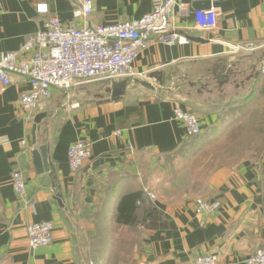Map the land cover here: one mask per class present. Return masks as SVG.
Returning <instances> with one entry per match:
<instances>
[{
	"label": "crops",
	"instance_id": "0c3cea01",
	"mask_svg": "<svg viewBox=\"0 0 264 264\" xmlns=\"http://www.w3.org/2000/svg\"><path fill=\"white\" fill-rule=\"evenodd\" d=\"M186 1L187 9L171 19L178 39L144 49L133 62L144 81L117 99L106 89L125 77L54 88L24 112L19 98L27 79L14 74L8 86L0 85V264H188L204 253L214 254L217 264H246L263 244L264 0H220L217 24L208 30L194 19L208 0ZM0 2V54L19 49L51 14L77 26L86 20L107 25L152 8L151 0H93L84 21L73 15L74 0ZM42 4L46 13L38 11ZM246 41L262 47L232 50ZM216 81L219 87L212 86ZM176 104L195 112L199 135L188 138L172 118ZM42 112L34 143L33 118ZM78 139L91 142L92 156L73 175L67 151ZM40 145L48 147L51 172L35 171L32 151ZM210 146L213 153L199 159ZM189 149L196 152L188 155ZM14 169L22 171L33 206L12 188ZM133 192L146 201L137 221L119 224L117 202ZM147 192L158 196L149 199ZM200 196L219 199L218 212L196 215ZM39 221L54 224L52 240L32 248L26 226Z\"/></svg>",
	"mask_w": 264,
	"mask_h": 264
},
{
	"label": "built area",
	"instance_id": "2783aa9c",
	"mask_svg": "<svg viewBox=\"0 0 264 264\" xmlns=\"http://www.w3.org/2000/svg\"><path fill=\"white\" fill-rule=\"evenodd\" d=\"M74 1V17L85 21L93 10V0ZM151 1V10L142 17L107 25L86 20L77 26L64 23L56 14L49 15L43 28L29 36L19 49L0 54V85L8 86L14 74L25 77L29 88L20 96L19 104L22 111L32 112L40 102L52 96L54 88L70 91L79 85L137 76L133 69L135 58L151 43L173 44L178 33L171 19L175 11H184L188 7L186 0ZM219 1L208 0L206 7L194 10L197 28L208 30L216 26ZM38 11L46 13V4L38 5ZM261 47L259 43L246 41L232 46V50L253 52ZM172 118L182 123L188 138L202 131L195 112L180 104L173 107ZM91 156L89 140L78 139L71 143L67 151L69 172L76 175ZM9 179L15 193L33 206L22 171L12 170ZM147 195L149 199L158 196L155 192H147ZM220 206L219 199L201 196L194 199V213L201 217L216 214ZM53 229L51 221L27 224L29 245L32 248L48 246ZM245 261L246 264H264V242ZM188 264H217V261L214 254L204 253L195 255Z\"/></svg>",
	"mask_w": 264,
	"mask_h": 264
},
{
	"label": "water",
	"instance_id": "95a60500",
	"mask_svg": "<svg viewBox=\"0 0 264 264\" xmlns=\"http://www.w3.org/2000/svg\"><path fill=\"white\" fill-rule=\"evenodd\" d=\"M193 41H202L199 37H189ZM264 55V52H263ZM150 78H154L153 81H158L157 75H152ZM143 77L134 76V77H127L121 82H111L110 86L107 87L106 91L111 92V99H117L119 96L123 95L125 92V89L127 86H129L131 83H142ZM145 83V82H144ZM47 113L42 112L38 113L33 118V125H32V141L35 143L36 141V131L39 129V125L44 117H46ZM32 160L33 165L35 168V171L37 173H44V172H51L52 166L48 159V147L46 145H40L36 149L32 151ZM56 200L61 204V194H56L55 196Z\"/></svg>",
	"mask_w": 264,
	"mask_h": 264
},
{
	"label": "trees",
	"instance_id": "16d2710c",
	"mask_svg": "<svg viewBox=\"0 0 264 264\" xmlns=\"http://www.w3.org/2000/svg\"><path fill=\"white\" fill-rule=\"evenodd\" d=\"M145 201L146 198L142 192H133L120 197L116 205V222L119 224H133L138 218L137 209Z\"/></svg>",
	"mask_w": 264,
	"mask_h": 264
},
{
	"label": "rangeland",
	"instance_id": "374dc122",
	"mask_svg": "<svg viewBox=\"0 0 264 264\" xmlns=\"http://www.w3.org/2000/svg\"><path fill=\"white\" fill-rule=\"evenodd\" d=\"M221 81V80H220ZM91 84H95V83H91ZM90 84V85H91ZM218 84V82L216 81V83L214 84V85H212V86H217V87H219V85H217ZM208 85L209 84H206V85H204V84H202V85H200V89H207L208 88ZM89 86V85H88ZM61 90H64V89H61ZM65 91V90H64ZM211 147H214V146H210V147H208V148H206L203 152H201V154H199L200 156H201V158H199V159H201L202 160V157H204V156H206V155H208V154H211V153H213V151L211 150L212 148ZM218 148V147H217ZM196 151L195 150H192V149H189L188 151H185V153L186 154H188V155H190V154H193V153H195ZM185 154V155H186ZM198 155V156H199ZM175 158H176V156L174 157V158H171V156L169 157V158H167L166 160H170V161H174L175 160ZM197 161H199V160H197Z\"/></svg>",
	"mask_w": 264,
	"mask_h": 264
}]
</instances>
